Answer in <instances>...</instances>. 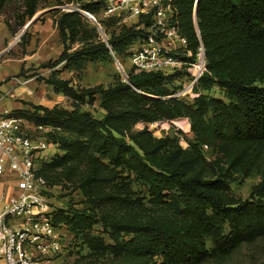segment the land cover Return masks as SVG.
I'll list each match as a JSON object with an SVG mask.
<instances>
[{
  "label": "trees",
  "instance_id": "1",
  "mask_svg": "<svg viewBox=\"0 0 264 264\" xmlns=\"http://www.w3.org/2000/svg\"><path fill=\"white\" fill-rule=\"evenodd\" d=\"M5 1L0 0V11ZM38 1L25 0L28 18ZM196 1L173 0V22L194 52L200 42L204 46L207 69L194 86L197 96L174 95L182 88L176 83L180 71L132 68L128 79L118 76L107 85L79 87L55 75L45 78L76 102L99 99L105 111L100 118L78 104L69 109L24 101L26 107L13 110L15 116L53 128L47 139L64 153L39 164L49 186L51 178H71L65 168L73 163L86 164L77 183L86 206L51 215L55 225L64 223L92 250L111 254L113 264H203L264 238V0H200L197 18ZM61 3L91 13L105 6V0ZM58 13L63 49L43 65L63 63L70 70L114 55L123 64L151 22L148 16L119 24L110 16L103 26L109 32L105 41L80 11ZM215 86L223 97L207 93ZM180 117L191 122L187 147L177 135L158 137L148 126L135 129L138 122ZM252 172L263 178L249 197L232 194V182ZM146 197L160 212L139 215L130 209ZM96 225L102 231H93Z\"/></svg>",
  "mask_w": 264,
  "mask_h": 264
},
{
  "label": "rangeland",
  "instance_id": "2",
  "mask_svg": "<svg viewBox=\"0 0 264 264\" xmlns=\"http://www.w3.org/2000/svg\"><path fill=\"white\" fill-rule=\"evenodd\" d=\"M25 4V0H6L0 11V59L29 56L27 61L22 62L21 70L12 77L15 76L23 82L25 94L27 96L29 95L33 99L32 101L37 104H45L48 106L59 105L69 109L74 107L75 104H78L82 110L90 111L98 118L102 117L105 111L101 107L99 99L94 103L76 102L64 93L57 92L51 84L45 81V78L55 75L60 78L70 79L75 86L79 87H89L97 84L107 85L113 82L118 76L123 77L125 74H128L132 69L131 62H129L128 58L123 60L124 70L119 68L113 56V59H107L106 61L90 62L81 70H70L63 64L45 67L43 64L48 61H55L63 49L58 30L56 29L55 15L59 14V10L71 9L69 8L70 4H62L61 0H39L38 9L33 17L39 15L34 20H32L33 17L28 18L25 14ZM83 11L85 12V10ZM92 14L105 32L104 27L106 25L104 22L110 16L105 15L103 8ZM82 15L92 26L97 27L102 38V34L92 19V15L88 12H85V14L82 13ZM118 18L120 19V17ZM23 21L25 23L22 25ZM29 22V26L23 30L24 26ZM118 23L129 24L131 22L120 19ZM54 28L56 29L55 32ZM108 33V31L107 33L105 32L107 37ZM9 67H12V65ZM186 82L187 77L185 75H181L176 81L177 84H182V87L186 85ZM207 93L223 97L219 86H215L211 91H207ZM25 94H21L20 96L25 97ZM188 97L190 98L191 96L188 95ZM184 118L187 117L156 121L153 123L138 122L135 125V129H142L148 126L154 135L158 137L167 133L177 135L179 136L180 144L187 147L193 135L190 120L188 119L187 123V121H184ZM46 153L48 156L47 161H50L54 155L63 154L64 152L56 146L51 145L46 150ZM206 155L212 159L215 157V154L209 149H207ZM39 164L42 166L43 163L40 161ZM78 164L73 163L71 167L65 168V171L71 169L68 172L71 178L64 179V182L58 178L50 179L51 185L49 186L48 192L53 210L67 207L84 208L86 206L87 199L77 187L80 176L86 170V164L84 162ZM58 169L57 172L62 170V168ZM262 178L263 176L258 172H252L246 177L237 178L238 180L236 179L231 184V192L238 197L247 198L253 186ZM130 209H134L139 215H153L160 212V207L149 197L143 198L142 201L137 200L136 205L134 204ZM57 227L62 236L63 248L53 257V264H113L116 261L111 254L94 251L89 248L83 242V238L74 237L64 223L58 224ZM93 231L97 232L102 230L96 225ZM102 236L107 237L104 233ZM203 264H264V238L242 245L225 259L208 260Z\"/></svg>",
  "mask_w": 264,
  "mask_h": 264
},
{
  "label": "built area",
  "instance_id": "3",
  "mask_svg": "<svg viewBox=\"0 0 264 264\" xmlns=\"http://www.w3.org/2000/svg\"><path fill=\"white\" fill-rule=\"evenodd\" d=\"M173 12V0H105L104 6L105 15L121 20L151 16L143 39L129 49L132 68L136 72L180 71L187 82L174 95L193 98L198 95L194 86L207 69L204 46L200 42L194 52L173 22ZM184 121L188 123V118ZM52 129L15 116L0 105V176L9 170L17 187L12 194L0 195V264H53V257L63 248L51 215L49 185L38 171L39 161L48 160L46 150L54 145L46 136Z\"/></svg>",
  "mask_w": 264,
  "mask_h": 264
},
{
  "label": "crops",
  "instance_id": "4",
  "mask_svg": "<svg viewBox=\"0 0 264 264\" xmlns=\"http://www.w3.org/2000/svg\"><path fill=\"white\" fill-rule=\"evenodd\" d=\"M56 29L54 28V32L56 31ZM28 57L29 56L22 58L10 57L8 59H0V105L8 107L11 110H17L26 107L23 100L35 103L34 101H32L33 99H31L29 95L27 96L25 94V86L23 82L15 76L12 77L15 73H18L21 70V65H23L22 62L27 61ZM10 65H12V67H9ZM21 94H25V97L20 96ZM9 172L10 171L7 170L6 175L0 176V195L2 193L12 194L17 190L16 180L12 177L11 173L9 174Z\"/></svg>",
  "mask_w": 264,
  "mask_h": 264
},
{
  "label": "water",
  "instance_id": "5",
  "mask_svg": "<svg viewBox=\"0 0 264 264\" xmlns=\"http://www.w3.org/2000/svg\"><path fill=\"white\" fill-rule=\"evenodd\" d=\"M199 1H200V0H197V1H196V7H195V16H196V18H197V10H198ZM67 6H68V5H67ZM69 6H70V7H69ZM69 6H68V7L71 8V9H69V10H78V11H80L81 13H84V14H85V12H88L90 15H92V17H93L92 19L94 20V22H95L96 25L98 26V28H99V30H100V32H101V34H102L103 39H104L105 41H107V37H106L104 31L102 30L100 24L98 23V21L96 20L95 16H94L91 12L86 11V10H85V12H82V10L78 9V7H76L75 5H69ZM38 15H39V14H38ZM38 15L34 16L32 20H34ZM29 24H30V22L27 23V24L24 26L23 30H25V29L29 26ZM116 61H117V60H116ZM117 63H118L119 68L122 69V65H120V63H119L118 61H117ZM124 77H125V79H128V75H127V74H125Z\"/></svg>",
  "mask_w": 264,
  "mask_h": 264
},
{
  "label": "bare ground",
  "instance_id": "6",
  "mask_svg": "<svg viewBox=\"0 0 264 264\" xmlns=\"http://www.w3.org/2000/svg\"><path fill=\"white\" fill-rule=\"evenodd\" d=\"M78 9H80V8H78ZM80 10H82V9H80ZM82 12H84V11L82 10Z\"/></svg>",
  "mask_w": 264,
  "mask_h": 264
}]
</instances>
